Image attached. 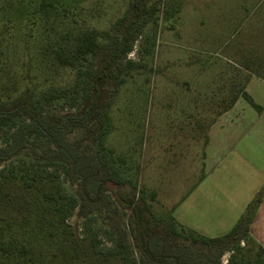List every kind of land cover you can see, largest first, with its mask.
Returning <instances> with one entry per match:
<instances>
[{
    "label": "rangeland",
    "instance_id": "374dc122",
    "mask_svg": "<svg viewBox=\"0 0 264 264\" xmlns=\"http://www.w3.org/2000/svg\"><path fill=\"white\" fill-rule=\"evenodd\" d=\"M41 1L0 0V59H5L3 70L10 69V79H3L5 87H0L2 101L9 102L22 90V83L13 89L14 53L24 48L26 20L41 15ZM44 1L49 11L67 8L80 24L109 34L90 62L98 68L109 49L110 36L119 31L117 21L129 13L132 0ZM147 7L150 15L132 50L113 67L112 78L101 84L99 116L80 150L102 156L111 168L114 184L121 191L134 189L148 206L152 221L165 219L171 210L178 239L191 240L182 226L207 237H220L232 229L244 209L231 207L234 201L226 185L218 187L220 195L215 192L216 175L202 161L204 143L209 125L248 79H264V0H147ZM31 41L27 46H32ZM33 50H27L30 57ZM127 59L132 63L127 64ZM32 62L27 80L45 88L42 77H35ZM75 80L73 70L53 74L47 82H52L57 92L65 89V96L50 103L40 100L34 111L47 115L81 106L82 98L72 100L74 94L68 92ZM247 91L256 101L264 102L261 80L253 79ZM246 110L254 111L240 98L230 115L248 118ZM82 132L74 130L70 140ZM5 166L47 177L56 175L64 193H74L75 187L67 184L57 165L34 163L21 155ZM107 194L113 198L110 191ZM75 214L76 210L68 222L80 236L94 238L102 248L115 238L112 225L119 222L126 226L130 218V211L120 208L107 214L95 212L86 219ZM246 238L243 234L230 245L220 264H227L232 253L237 255L236 247H243ZM128 240L131 255L138 260L130 231ZM88 264L98 262L90 259Z\"/></svg>",
    "mask_w": 264,
    "mask_h": 264
},
{
    "label": "trees",
    "instance_id": "16d2710c",
    "mask_svg": "<svg viewBox=\"0 0 264 264\" xmlns=\"http://www.w3.org/2000/svg\"><path fill=\"white\" fill-rule=\"evenodd\" d=\"M47 5L42 0L41 15L26 20L24 48L17 55L13 52L17 59L13 89L22 83V90L9 102L0 100V264H88L90 259L98 264H220L221 256L243 234L247 237L243 247H236L237 255L232 253L227 264H262L264 250L248 236L247 228L264 187L228 233L207 237L181 225L191 237L183 241L176 237L171 210L165 219L152 221L148 206L134 189L121 191L118 186H107V182L114 184L115 180L102 156L80 150L99 116L102 82L112 78L113 67L132 50L148 20L151 8L147 0H132L129 13L118 19L119 31L110 36L109 49L98 68L90 62L102 49L101 40L109 34L80 24L72 10L51 12ZM30 40L31 47L27 46ZM32 48L30 57L27 50ZM31 59L35 77H42L45 88L27 80ZM126 62L132 63L130 59ZM4 67L5 59H0L1 88L10 79V69L3 70ZM66 69L73 70L76 79L68 92L74 94L72 100L82 98V105L68 112H35L34 104L40 100L50 103L65 96V89L57 92L47 80ZM239 97L261 112L245 85L223 110ZM76 129H82V134L70 140L69 135ZM21 155L34 163L59 166L67 184L75 187L74 193H64L56 175L47 177L5 166ZM117 208L129 210L130 218L126 226L119 222L112 225L115 238L105 248L98 247L94 238L80 236L68 222L75 210V215L86 219L92 213L107 214ZM128 231L133 233L138 260L131 255Z\"/></svg>",
    "mask_w": 264,
    "mask_h": 264
},
{
    "label": "crops",
    "instance_id": "0c3cea01",
    "mask_svg": "<svg viewBox=\"0 0 264 264\" xmlns=\"http://www.w3.org/2000/svg\"><path fill=\"white\" fill-rule=\"evenodd\" d=\"M253 79L264 82L260 77H250L245 84L247 93V87ZM250 97L261 112H257L247 102L254 109L245 111L248 118H232L230 113L241 97L237 98L229 108L216 115L209 125L204 143L205 153L202 154L206 169L216 175L214 191L220 195L218 187L226 185L234 201L231 207L244 210L264 187V102ZM205 179L206 176L202 177L199 183L203 184ZM247 234L264 250V194L252 213Z\"/></svg>",
    "mask_w": 264,
    "mask_h": 264
},
{
    "label": "water",
    "instance_id": "95a60500",
    "mask_svg": "<svg viewBox=\"0 0 264 264\" xmlns=\"http://www.w3.org/2000/svg\"><path fill=\"white\" fill-rule=\"evenodd\" d=\"M107 186L110 187V189H114L116 187V185L111 182H107Z\"/></svg>",
    "mask_w": 264,
    "mask_h": 264
}]
</instances>
